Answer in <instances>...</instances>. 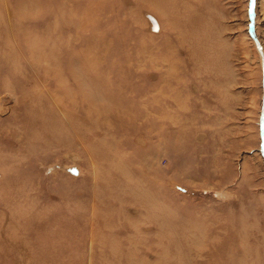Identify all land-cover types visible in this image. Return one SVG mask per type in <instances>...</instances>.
Wrapping results in <instances>:
<instances>
[{
	"label": "rangeland",
	"instance_id": "rangeland-1",
	"mask_svg": "<svg viewBox=\"0 0 264 264\" xmlns=\"http://www.w3.org/2000/svg\"><path fill=\"white\" fill-rule=\"evenodd\" d=\"M0 264H264V0H0Z\"/></svg>",
	"mask_w": 264,
	"mask_h": 264
},
{
	"label": "water",
	"instance_id": "water-1",
	"mask_svg": "<svg viewBox=\"0 0 264 264\" xmlns=\"http://www.w3.org/2000/svg\"><path fill=\"white\" fill-rule=\"evenodd\" d=\"M71 173L72 174H78V170L77 169H71Z\"/></svg>",
	"mask_w": 264,
	"mask_h": 264
},
{
	"label": "bare ground",
	"instance_id": "bare-ground-1",
	"mask_svg": "<svg viewBox=\"0 0 264 264\" xmlns=\"http://www.w3.org/2000/svg\"><path fill=\"white\" fill-rule=\"evenodd\" d=\"M164 9V8H163ZM35 54V53H34ZM8 59V58H7ZM7 63H9V62H7Z\"/></svg>",
	"mask_w": 264,
	"mask_h": 264
}]
</instances>
